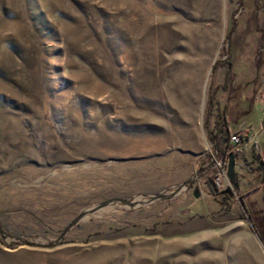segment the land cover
I'll use <instances>...</instances> for the list:
<instances>
[{
  "label": "rangeland",
  "instance_id": "374dc122",
  "mask_svg": "<svg viewBox=\"0 0 264 264\" xmlns=\"http://www.w3.org/2000/svg\"><path fill=\"white\" fill-rule=\"evenodd\" d=\"M252 110L264 0H0V264H264Z\"/></svg>",
  "mask_w": 264,
  "mask_h": 264
},
{
  "label": "crops",
  "instance_id": "0c3cea01",
  "mask_svg": "<svg viewBox=\"0 0 264 264\" xmlns=\"http://www.w3.org/2000/svg\"><path fill=\"white\" fill-rule=\"evenodd\" d=\"M242 110H244V108H242ZM261 113H262L261 115L256 116L257 114L254 113V111L252 110L250 113L247 114V117L249 118V121H250L249 123L250 127L246 128L245 141L242 143V148H243L242 155L244 156L243 160H245V164L247 166L240 164V163L238 165L241 171L243 172L244 171L251 172L253 169H255L254 168L256 167L255 165L262 166L264 164L262 163L264 162V113L263 111ZM242 115L243 117L245 116V114H242ZM258 163L260 164L258 165ZM248 166L250 169L248 168ZM236 174H237V186L238 188H241L237 168H236ZM245 186H248V185L245 184ZM252 191L251 189L246 190L245 194H248Z\"/></svg>",
  "mask_w": 264,
  "mask_h": 264
},
{
  "label": "built area",
  "instance_id": "2783aa9c",
  "mask_svg": "<svg viewBox=\"0 0 264 264\" xmlns=\"http://www.w3.org/2000/svg\"><path fill=\"white\" fill-rule=\"evenodd\" d=\"M220 138L221 143L223 142L224 144L223 147L217 140H215V148L210 151V156L212 162L216 168L219 169L220 173L224 177H227V164L229 155L233 153L234 159H236V156L241 155L242 160L244 159V156L242 155V142L244 139V134L240 130H235L229 135L228 139H224L222 136Z\"/></svg>",
  "mask_w": 264,
  "mask_h": 264
},
{
  "label": "water",
  "instance_id": "95a60500",
  "mask_svg": "<svg viewBox=\"0 0 264 264\" xmlns=\"http://www.w3.org/2000/svg\"><path fill=\"white\" fill-rule=\"evenodd\" d=\"M227 175H228L229 180L231 182H235L237 185L236 173L234 171V155H233V153H231L229 155L228 164H227Z\"/></svg>",
  "mask_w": 264,
  "mask_h": 264
},
{
  "label": "trees",
  "instance_id": "16d2710c",
  "mask_svg": "<svg viewBox=\"0 0 264 264\" xmlns=\"http://www.w3.org/2000/svg\"><path fill=\"white\" fill-rule=\"evenodd\" d=\"M216 123H218L217 121H216ZM220 124H222L220 127L219 126H217V130L218 131H220V133H221V136L224 138V139H228V137H229V132H228V129L226 128V125H225V123H224V121H221L220 122ZM224 202H226V201H224ZM227 204V203H226Z\"/></svg>",
  "mask_w": 264,
  "mask_h": 264
},
{
  "label": "flooded vegetation",
  "instance_id": "af4514ba",
  "mask_svg": "<svg viewBox=\"0 0 264 264\" xmlns=\"http://www.w3.org/2000/svg\"><path fill=\"white\" fill-rule=\"evenodd\" d=\"M236 181H237V175H236Z\"/></svg>",
  "mask_w": 264,
  "mask_h": 264
}]
</instances>
